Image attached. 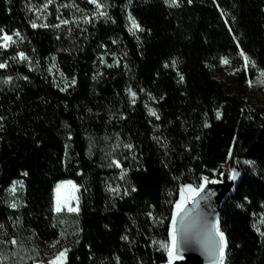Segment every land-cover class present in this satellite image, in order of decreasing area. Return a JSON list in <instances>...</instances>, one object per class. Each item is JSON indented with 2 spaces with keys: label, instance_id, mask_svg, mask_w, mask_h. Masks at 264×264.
I'll list each match as a JSON object with an SVG mask.
<instances>
[{
  "label": "trees",
  "instance_id": "obj_1",
  "mask_svg": "<svg viewBox=\"0 0 264 264\" xmlns=\"http://www.w3.org/2000/svg\"><path fill=\"white\" fill-rule=\"evenodd\" d=\"M12 33L0 47L3 232L49 249L55 189L72 180L80 231L66 264L164 263L181 187L232 152L248 164L221 210L226 262L264 264V103L245 104L264 85V0H0V44ZM17 180L19 220L4 201Z\"/></svg>",
  "mask_w": 264,
  "mask_h": 264
},
{
  "label": "rangeland",
  "instance_id": "obj_2",
  "mask_svg": "<svg viewBox=\"0 0 264 264\" xmlns=\"http://www.w3.org/2000/svg\"><path fill=\"white\" fill-rule=\"evenodd\" d=\"M84 19L88 18H78L72 20L71 22H78V20ZM16 34L17 33H12L8 35L15 37L17 36ZM249 82L251 81L249 80L248 83ZM249 88H252L250 83ZM263 103L264 85L262 86V90H255L245 99V104L248 108L255 107L256 105H262ZM236 159L244 170L248 162L234 157L232 152L228 158V161L222 164L223 169L225 167V169L231 173L233 167L232 165H234ZM194 186L197 187L198 185ZM183 187L184 186H182V188ZM80 191L81 188L72 180L61 181L57 184L55 189V210L57 206L61 208V211H56L58 214L57 222L61 233L58 239L53 242L49 249H44L42 247L35 248L34 245L36 241L33 237L25 238L23 240L24 243L20 244L15 238L9 237V235L3 232L0 228V264H23L24 261L31 260L35 261V264H50V261H53L60 252L68 249L66 256L62 258V264H66L69 250L72 248V245L74 244L75 239L80 231ZM25 192L26 186L23 180L15 181L6 190L4 201L8 205L12 219H21L20 213L25 206ZM69 209L73 210L70 211ZM253 226H255L257 232L264 239V235H261V233H264V213L253 215ZM13 241L15 243H13ZM160 243L170 244V240L169 242ZM164 249L167 250L166 248ZM58 264H60V262H58Z\"/></svg>",
  "mask_w": 264,
  "mask_h": 264
},
{
  "label": "snow or ice",
  "instance_id": "obj_3",
  "mask_svg": "<svg viewBox=\"0 0 264 264\" xmlns=\"http://www.w3.org/2000/svg\"><path fill=\"white\" fill-rule=\"evenodd\" d=\"M89 2H95V0H89ZM63 23H68V21H63ZM133 25H135V21L133 20ZM33 27H37L35 23L32 24ZM16 35H19L17 33ZM4 44H0V47H7L8 42L12 41V36L5 35L3 37ZM21 59H27V57L24 56L23 53L19 54ZM224 63H228L227 60L224 61ZM6 65L3 63H0V68H4ZM251 84V82H249ZM133 95H135L133 93ZM150 113L152 115H156L155 111L150 110ZM220 113L217 112V118H219ZM158 118V117H157ZM126 147L131 148V145H126ZM113 163L116 164L117 167H119V163L116 161H113ZM221 176H223V173H220ZM239 173L233 169L232 174L229 177L232 180H235ZM222 181H218L217 179H210L208 176L201 177V182L197 187H193L191 184L184 185V187L181 189V198L175 205V212L173 213L171 217V231H170V237H171V243L170 244H162L161 246L166 248L168 251V264H172V261L174 259L179 258L176 255L177 252V243H178V237L181 241L186 240L188 237V234L193 231L194 223L191 220V211L185 212V207L187 203L191 200L198 204V201H196L197 197H200V199L204 200L207 199L210 193L206 191V187L208 184H216ZM59 187V186H58ZM70 211L73 209H69ZM56 211H61V208L57 206ZM181 213H184L183 216H181ZM215 233L219 235V241L216 240V235L211 231V228H209L207 232V240H206V250L210 254H215L217 250L220 252V259H223L224 250L227 248V240L225 238V235L222 231L219 230L218 227L215 228ZM261 235H264V233H261ZM13 243H15L13 241ZM68 249H65L63 252H60L58 256L53 260L50 261V264H62V258L66 256Z\"/></svg>",
  "mask_w": 264,
  "mask_h": 264
},
{
  "label": "water",
  "instance_id": "obj_4",
  "mask_svg": "<svg viewBox=\"0 0 264 264\" xmlns=\"http://www.w3.org/2000/svg\"><path fill=\"white\" fill-rule=\"evenodd\" d=\"M232 166H233L232 170L235 169L239 173V175L237 176V178L235 180H232V179L229 178L232 173L229 174L227 171H225L223 169L222 165L218 169V171H219L218 172L219 173L218 176L205 175V176H208L210 179H217L218 181H222V182H219V183H216V184H208L207 187H206V190L208 188H210L212 185L216 186V185H219V184L221 185V184H225L226 183V187L220 192L219 197H218L216 203L214 204V207L212 209V213H211V215L209 217V220L207 222V225H206L207 232H208L209 228H211V231L216 235V240L217 241H219V235L215 233V228L216 227H218L219 230L224 233L225 238L227 240L226 234L223 231L222 227L220 226L221 225V214H222L221 210H222V206L231 197V195L234 194V192L236 190V187L240 183V180L243 177V173H244V170L242 169L241 165H239V162H238L237 159L235 160L234 165H232ZM220 173H223L224 175L221 176ZM192 186L195 187L194 185H192ZM181 189H182V187H181ZM179 200H180V197H179L178 201ZM176 203H175V205H176ZM175 205H174L173 213L175 212ZM193 206H194V201H189L188 204L185 207V212L191 211ZM183 215H184V213H181V216H183ZM169 228H170V231H171V222H170ZM207 232H206V234H207ZM170 243H171V237H170ZM228 248H229V242H227V248L224 250V254H223V258H226V261H227ZM188 253L189 252L186 251V248H185V245H184L183 241H181L180 238L178 237L176 255L179 258L175 259V261H173L172 264H183V263H186L189 260V258L187 256ZM201 253H202V256H204V258H202V260L198 261V263H196V264H220L221 261H222L219 258L220 257L219 250H217L216 253L213 255V254H210L205 248L204 250L201 251ZM164 263H161V264H164Z\"/></svg>",
  "mask_w": 264,
  "mask_h": 264
},
{
  "label": "bare ground",
  "instance_id": "obj_5",
  "mask_svg": "<svg viewBox=\"0 0 264 264\" xmlns=\"http://www.w3.org/2000/svg\"><path fill=\"white\" fill-rule=\"evenodd\" d=\"M225 171H227L228 173L230 172L226 169ZM225 187H226V183L221 185L219 184L216 186L212 185L210 188L206 190L208 193H210L207 199L202 200L200 199V197L196 198L198 204L194 202V206L191 209V220L194 223L193 231L188 234L186 240H183L186 251L189 252L187 255L189 260L183 264H196L198 263V261H201L202 258H204V256H202L201 251L206 248V240H207L206 225L212 213L214 204L216 203L220 192ZM179 197L181 198V191ZM173 261H175V259ZM164 264H168V261L165 262ZM220 264H227L226 258H223Z\"/></svg>",
  "mask_w": 264,
  "mask_h": 264
},
{
  "label": "built area",
  "instance_id": "obj_6",
  "mask_svg": "<svg viewBox=\"0 0 264 264\" xmlns=\"http://www.w3.org/2000/svg\"><path fill=\"white\" fill-rule=\"evenodd\" d=\"M218 172H219V171H217L216 176H218V174H219Z\"/></svg>",
  "mask_w": 264,
  "mask_h": 264
}]
</instances>
